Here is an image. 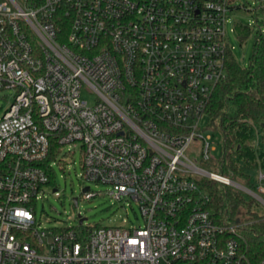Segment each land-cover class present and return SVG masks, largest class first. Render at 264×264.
<instances>
[{"label":"built area","instance_id":"1","mask_svg":"<svg viewBox=\"0 0 264 264\" xmlns=\"http://www.w3.org/2000/svg\"><path fill=\"white\" fill-rule=\"evenodd\" d=\"M233 7L0 0V89L14 91L0 114V264H264L242 247L245 223L216 214L202 188L212 179L264 204V169L251 189L187 154L196 146L200 162L212 160L201 123L226 76ZM64 145L80 147L84 179L134 200L142 222L43 226L35 212L50 184L46 159Z\"/></svg>","mask_w":264,"mask_h":264},{"label":"trees","instance_id":"2","mask_svg":"<svg viewBox=\"0 0 264 264\" xmlns=\"http://www.w3.org/2000/svg\"><path fill=\"white\" fill-rule=\"evenodd\" d=\"M257 10L264 12V5L260 4ZM261 21L255 19L257 29L248 65L242 67L232 51L228 52L225 56L226 76L216 84L206 107L207 127L218 130L222 136L221 156L212 165L219 174L238 178L251 189L255 187L256 171L264 169V37ZM235 30L243 40L251 29L238 23ZM55 150H51L47 163L53 160ZM50 175V184H53V169ZM202 184L210 199L209 208L226 219L245 223L241 243L250 262L262 259L264 213L252 208L255 198L246 200L237 188L212 179L205 178Z\"/></svg>","mask_w":264,"mask_h":264},{"label":"rangeland","instance_id":"3","mask_svg":"<svg viewBox=\"0 0 264 264\" xmlns=\"http://www.w3.org/2000/svg\"><path fill=\"white\" fill-rule=\"evenodd\" d=\"M22 3V0H17ZM264 5V0H233V8L227 12V22L225 24V39L232 46V55L239 65L246 67L250 61L254 33L257 29L255 19L262 20L260 30L264 37V12L257 10L259 5ZM240 23L250 27V34L240 40L235 26ZM14 91L11 88L0 89V114L13 100ZM83 97L92 102L90 93L83 91ZM201 127L204 136H210L209 142L212 156L210 162H200L199 147L191 146L187 154L197 157L199 164L214 172L217 170L212 162L221 156V133L213 128L207 127V116L202 121ZM71 150V151H70ZM54 170L55 182L44 187V192L36 202V216L43 226L65 227L77 226L79 217L83 218V226L89 228L103 226H136L142 222V216L138 204L130 199H114L108 191L111 186L99 182L89 181L83 178L81 166V151L79 146L73 149L64 145L54 160L51 161ZM240 180L238 178L233 179ZM242 183V182H241ZM89 186L91 191L96 192L91 199L83 197L82 188ZM53 188H57L53 191ZM236 188V187H234ZM239 190V189H238ZM245 199L253 198L244 190H240ZM77 198V203L73 198ZM253 209L259 213H264V204L259 200H254Z\"/></svg>","mask_w":264,"mask_h":264},{"label":"water","instance_id":"4","mask_svg":"<svg viewBox=\"0 0 264 264\" xmlns=\"http://www.w3.org/2000/svg\"><path fill=\"white\" fill-rule=\"evenodd\" d=\"M86 189H87V186H85L82 190L85 191ZM55 190H56V189L54 188L53 191H55ZM73 201H74L75 203H77V198L74 197V198H73ZM78 217H79V222H82V221H83V218L80 217V215H78Z\"/></svg>","mask_w":264,"mask_h":264}]
</instances>
